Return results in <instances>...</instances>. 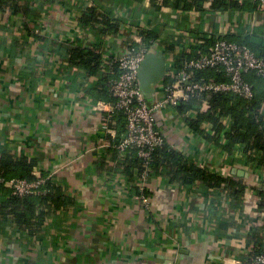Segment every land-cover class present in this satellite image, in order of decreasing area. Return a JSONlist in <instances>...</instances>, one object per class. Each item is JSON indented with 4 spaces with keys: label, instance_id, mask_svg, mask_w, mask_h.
<instances>
[{
    "label": "crops",
    "instance_id": "0c3cea01",
    "mask_svg": "<svg viewBox=\"0 0 264 264\" xmlns=\"http://www.w3.org/2000/svg\"><path fill=\"white\" fill-rule=\"evenodd\" d=\"M233 1L237 8L205 0L204 10L157 11L150 0H19L21 11H0V160L5 152L35 160L33 174H46L74 201L52 211L34 234L0 213V264H236L264 250V166L241 145L225 147L224 135L208 140L166 107L156 119L167 145L245 190L235 196L224 184H183L167 173L143 179L137 167L131 180L120 163L127 152L114 144L112 103L92 93L117 75L114 63L142 27L157 34L149 52L170 68L150 104L164 96L167 74L191 44L204 45L199 54L219 39L264 47V10L257 1ZM88 7L117 20L119 31L83 25ZM75 48L102 55L97 74L71 64ZM202 129L213 134L208 122Z\"/></svg>",
    "mask_w": 264,
    "mask_h": 264
},
{
    "label": "trees",
    "instance_id": "16d2710c",
    "mask_svg": "<svg viewBox=\"0 0 264 264\" xmlns=\"http://www.w3.org/2000/svg\"><path fill=\"white\" fill-rule=\"evenodd\" d=\"M54 2L58 0H46ZM139 1V0H138ZM205 0H150L154 10H160L164 6L182 7L185 10H204ZM13 6L21 11L19 0H0V11ZM214 8L227 9L237 8L239 3L233 0H214ZM83 25L99 27L101 33L118 32L120 23L110 18L106 14L100 13L95 7H88L81 17ZM101 24V26H99ZM141 42H133V46H145L152 48L157 41V34L147 28H139ZM217 41V40H216ZM215 41V42H216ZM230 41V40H229ZM209 51L200 53L199 48L204 45L191 44L183 50L180 58L177 60L178 67L185 61L209 54ZM242 43V42H240ZM245 44V43H242ZM247 45V44H246ZM252 51L264 59V47H252ZM70 62L72 65L79 66L86 70L89 75L97 74L103 65L102 55L92 49L75 48L70 52ZM117 75L113 78L107 76L103 78L92 93L98 98L109 99L115 103V97L112 96L111 87L115 80L121 74L118 62H115ZM195 77L205 79L224 80L227 76L222 71L216 69H205L196 72ZM245 79L252 85L253 95L250 98H244L233 93H214L206 94L202 98L206 99L205 110H201L202 98L193 97L188 101H180L174 107L190 122L191 127L210 141H218L221 135H224L227 143L225 147L232 148L241 145L248 159L259 166H264V76L250 71L245 74ZM173 77L166 76L165 82L172 81ZM149 102V100H148ZM112 126L117 129V136L114 140L115 146L121 142L127 133V121L121 111L114 110ZM208 122L211 125L213 134L207 133L202 129V124ZM115 123V124H114ZM117 147V146H116ZM118 149V148H117ZM119 150V149H118ZM120 151V150H119ZM121 152V151H120ZM126 156L120 160L124 165V172L131 180L136 179L134 169L138 168V174L141 175L145 170V162L138 156L136 148L129 147L125 152ZM35 160L26 156H15L5 152L0 160V213L3 215H12L17 224L27 229L31 234L38 232L49 214L52 211L72 205L73 199L58 185L53 179L46 176L45 183L41 186L40 192L30 195H16L13 190L6 186V181L12 178L35 179L33 174ZM149 174L167 173L173 181L183 184H193L196 181H202L210 186H222L223 184L235 196H239L245 186L237 181L226 180L196 164L186 160L179 152L171 149L165 142L162 146L156 148L148 162ZM140 194L146 193V190L139 191ZM262 196V205H264V191H260ZM264 250H255L252 254H258Z\"/></svg>",
    "mask_w": 264,
    "mask_h": 264
},
{
    "label": "built area",
    "instance_id": "2783aa9c",
    "mask_svg": "<svg viewBox=\"0 0 264 264\" xmlns=\"http://www.w3.org/2000/svg\"><path fill=\"white\" fill-rule=\"evenodd\" d=\"M253 1H257L264 10V0ZM137 42H141V38ZM148 53L149 49L145 46L130 45L127 53L117 60L121 74L111 87L112 96L116 99L112 103L113 110L123 112L127 121L126 136L116 146L121 152L129 147L136 148L146 166L141 174L143 179L149 175L148 162L152 153L165 143V136L157 126L158 110L176 107L180 101L202 98L206 94L233 93L250 98L253 89L245 74L255 71L264 76V59L258 57L248 45L219 39L209 54L185 61L170 71L167 76L173 77V80L166 84L164 96L150 104L139 81V69ZM209 68L224 72L227 78L213 80L195 77L197 71ZM112 131L116 132L115 129ZM45 181L44 176H37L35 179L12 178L6 184L16 195H30L40 192ZM141 198L144 203H149L146 194L142 193ZM236 264H264V251L252 254L248 261L237 260Z\"/></svg>",
    "mask_w": 264,
    "mask_h": 264
},
{
    "label": "water",
    "instance_id": "95a60500",
    "mask_svg": "<svg viewBox=\"0 0 264 264\" xmlns=\"http://www.w3.org/2000/svg\"><path fill=\"white\" fill-rule=\"evenodd\" d=\"M170 68L165 66L164 58L157 53L149 52L139 69V81L146 98L152 96L154 86L165 76Z\"/></svg>",
    "mask_w": 264,
    "mask_h": 264
}]
</instances>
